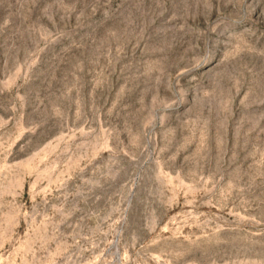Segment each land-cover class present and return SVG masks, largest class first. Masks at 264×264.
I'll return each instance as SVG.
<instances>
[{
  "label": "rangeland",
  "instance_id": "374dc122",
  "mask_svg": "<svg viewBox=\"0 0 264 264\" xmlns=\"http://www.w3.org/2000/svg\"><path fill=\"white\" fill-rule=\"evenodd\" d=\"M0 264H264V0H0Z\"/></svg>",
  "mask_w": 264,
  "mask_h": 264
}]
</instances>
